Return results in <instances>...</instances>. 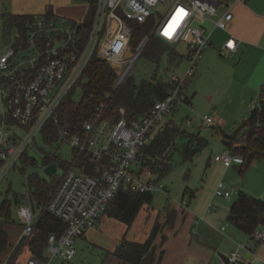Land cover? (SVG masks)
I'll list each match as a JSON object with an SVG mask.
<instances>
[{
    "label": "built area",
    "instance_id": "obj_1",
    "mask_svg": "<svg viewBox=\"0 0 264 264\" xmlns=\"http://www.w3.org/2000/svg\"><path fill=\"white\" fill-rule=\"evenodd\" d=\"M233 7L230 0H98L97 12L89 24L86 17L78 20L46 10L29 14L23 23L11 24V33L0 37V187L22 155L34 148L33 144L46 145L42 132L51 123L59 132L57 143L65 140L74 151L71 166L63 171L46 206L68 226L60 235L50 233L45 258L31 256L25 264L73 259L77 239L99 225L107 205L121 190L168 193L157 172L143 170L139 155L155 132L172 125L169 115L181 103H191L190 81L200 60L215 47L212 32L219 29L228 33L223 55L237 52L241 39L229 31L228 21ZM136 24L147 27L148 32L134 46ZM151 36L174 46L181 41L187 43L186 66L169 67L166 78L158 77L170 85L165 97L132 119L124 106L117 115L108 112L113 93L107 92L95 113L82 122L80 129L72 131L61 113L68 101L83 91L80 83L93 55L107 60L116 70V91ZM259 96L251 111L264 116V83ZM202 121L212 125L214 117L205 115ZM214 157L226 167L234 161L229 151ZM216 187V195H232L222 182ZM187 202L183 200L182 206ZM17 209L23 226L21 239H27L39 213L28 202ZM256 239H264L263 226L249 236L250 241ZM247 245L239 244L231 260L241 257ZM10 257H0V264H11Z\"/></svg>",
    "mask_w": 264,
    "mask_h": 264
},
{
    "label": "trees",
    "instance_id": "obj_2",
    "mask_svg": "<svg viewBox=\"0 0 264 264\" xmlns=\"http://www.w3.org/2000/svg\"><path fill=\"white\" fill-rule=\"evenodd\" d=\"M89 4L88 14L86 16L87 23H91L96 14L98 0H80ZM48 12L53 13L51 8ZM29 15V14H28ZM26 14H6V20L10 23H23L28 17ZM148 32L147 27L136 24L133 34V45L136 46L141 38ZM168 43L155 36L150 37V41L143 51L141 57L157 65L154 78L159 73L158 68L165 56L163 45ZM140 57V58H141ZM181 54L174 48L171 53V61L178 59L177 65L182 60ZM176 65V66H177ZM117 72L107 60L100 59L93 55L85 74L81 80L82 95L76 99H71L66 104L65 110L61 113L64 122L74 131L81 128L82 122L90 117L96 111V106L101 102L102 97L107 93H113L110 99L108 112L117 115L116 108L124 106L126 115L129 118L136 119L146 112L159 99L165 97L170 89V85L163 80L153 81L148 79L137 80L133 74H130L121 87L114 91V83L117 79ZM188 101H191L190 99ZM234 132L222 131V142H224L227 150L243 159L240 172L244 174L246 168L260 158H264V116L258 111H251L250 115L243 119ZM43 140L45 146L35 144L43 160V167L56 163L63 171L71 166V162L66 160L60 161L58 153L48 150V146L57 143L59 132L51 123L43 130ZM187 136V133L178 128L174 122L172 125L164 126L152 135L150 142L143 148L139 155L142 162L143 170L149 169L159 174V178L163 179L171 170V158L167 159V154L172 148L177 147L176 138ZM207 145L206 140L198 137L192 138L183 146L182 153L185 158L192 157L197 154L200 149ZM41 152L43 154H41ZM27 163L39 164L35 158L26 151L22 157ZM63 174V173H62ZM62 174L56 176L54 173L48 179L42 178L38 173L28 175L30 189L23 195L13 193L12 199H5L1 207L0 218V253L6 251L10 244L7 232V223L11 218L12 206H19L21 203L28 202L32 208L38 211L39 215L36 221L35 229L32 235L20 241L12 253L10 258L11 264H25L31 256H39L45 258V249L48 244V236L50 233L60 235L68 226L54 213L49 211L46 206L57 186L62 180ZM188 191V188L186 192ZM9 190H7V193ZM25 197V199H23ZM154 199V194L150 192L124 190L120 191L107 205L105 214L112 216L119 221L126 222L131 226L140 209L144 204H150ZM175 210L167 212L166 224L172 225L175 221ZM229 222L233 223L240 230L250 236L254 230L264 227V198L255 197L244 190H239L237 198L233 201L228 214ZM161 222L156 221L149 238L145 241H130L127 238L116 247L114 254L124 262L132 264H158L162 254L157 256V246L155 245L157 234L161 229ZM14 256L16 258H14ZM158 258V260H157ZM264 264V263H263Z\"/></svg>",
    "mask_w": 264,
    "mask_h": 264
},
{
    "label": "rangeland",
    "instance_id": "obj_3",
    "mask_svg": "<svg viewBox=\"0 0 264 264\" xmlns=\"http://www.w3.org/2000/svg\"><path fill=\"white\" fill-rule=\"evenodd\" d=\"M233 1L230 0L231 3ZM47 6H52L56 14L67 15L78 20L87 16L89 8V4L80 0H0V37H7L13 29L6 20V14H43V10ZM219 33L220 31L216 30L212 34V39L215 42L220 40ZM163 48L165 49V56L159 65L157 78H154L157 65L144 57L136 61L130 74H133L138 81L142 79L150 80L151 78L158 81L161 79L158 78L161 75L166 78L167 68L174 67L178 63V59L170 62L174 48L183 56L179 68L186 66V42L181 41L176 46L166 43ZM197 68L198 73L191 79L188 89L191 103H181L168 117L178 128L185 131L187 136L183 138L178 136L176 138L177 147L169 150L167 154V159L171 158L172 166L168 175L162 181L169 192L167 194L162 192L155 193L152 202L147 204L156 209V212L160 211L163 213L170 204L172 206L179 205L180 207L183 200L189 201V192L186 194L187 188L195 190L200 196L208 193V188L206 187L208 184L210 186V183L214 181L216 182L213 193L214 198L215 196L216 198H223L215 195L216 186L219 182L228 187V190H232L231 196L234 195V199L237 198L239 190L247 191L258 198H264V158L253 161L242 174L239 171L243 163L241 157L232 154L234 161L229 169H224V164L215 161L214 157L227 149L222 142V131L227 133L234 132L242 120L247 118L251 110L257 106L255 100L260 99L261 87H256V85L264 76V40L258 43L257 47L251 49L248 55L244 58L240 57V59L229 53L223 55L217 51L212 52L201 59ZM117 78L119 77L117 76ZM81 91H79L80 93L78 92L79 96L82 95ZM205 115L214 117L212 125L203 123L202 120ZM198 136L206 140L207 145L192 157L185 158L182 153L183 146L192 138ZM33 147L38 151L39 148L34 144ZM47 148L52 152L56 151L60 161L66 160L70 162L73 159V148L65 140H62L60 144L48 146ZM41 154L43 153L41 152ZM33 173H38L45 179L51 176L46 175L42 165L30 164L20 158L16 169L10 172L8 178L3 181L0 187V218L4 200L6 198L12 199L15 192L20 195L25 194L30 189L28 175ZM62 173L63 168L59 167L56 176H60ZM204 188L206 189L205 191ZM7 190H9L8 193ZM11 209L12 214L6 229L12 246L9 245L6 251L0 253V257L3 260L10 256L12 258V253H14L12 247L25 240L21 239L23 226L19 222L17 206L14 204ZM219 236L218 233L212 232L211 236H207V238L213 237L216 239ZM84 252L81 249L75 256L76 258L74 257L76 260L82 259L81 264L100 262L101 252L93 246L90 245ZM44 253L47 254L46 251ZM14 258L16 257L14 256ZM56 260L52 261L55 262Z\"/></svg>",
    "mask_w": 264,
    "mask_h": 264
},
{
    "label": "crops",
    "instance_id": "obj_4",
    "mask_svg": "<svg viewBox=\"0 0 264 264\" xmlns=\"http://www.w3.org/2000/svg\"><path fill=\"white\" fill-rule=\"evenodd\" d=\"M232 4L234 7L228 17L229 31L233 36L241 39V42L237 52L230 53V55L240 59L248 55L251 49L264 40V0L233 1ZM48 8L54 12L52 6H47L43 11ZM219 31L220 40L217 42L213 40L215 47H211L204 57L215 51L222 54L221 50L228 38V33ZM263 82L264 76L258 81L256 87H261ZM226 151L228 152L227 149L223 152ZM224 167V169H229V167ZM215 185V181L210 183V186L208 184L206 187L208 193L201 196L189 188L186 194L189 192L190 199L185 207L182 204L180 207L170 204L163 213L156 212V209L144 204L131 226L104 213L97 227L87 230L77 239V254L81 249L84 252L91 245L101 252V256L100 262L90 264H132L122 261L114 254V250L126 238L130 241H145L149 238L156 221H160L162 226L155 241L158 258L162 254L158 264H223L216 259L218 250L231 255L239 248V244L246 242L248 245L242 249L243 255L250 251L256 259L264 263V239L250 241L247 233L229 222L227 216L236 198H233L234 195L230 198L224 196L214 198ZM170 210L176 212L172 225L166 224L167 212ZM212 232L220 236L216 239L207 238ZM75 258L68 261L57 259L55 262L51 261L50 264H81L82 259L76 260Z\"/></svg>",
    "mask_w": 264,
    "mask_h": 264
},
{
    "label": "water",
    "instance_id": "obj_5",
    "mask_svg": "<svg viewBox=\"0 0 264 264\" xmlns=\"http://www.w3.org/2000/svg\"><path fill=\"white\" fill-rule=\"evenodd\" d=\"M29 155L32 158H35L40 165H43L41 155L34 148L29 150ZM44 170L46 175H52L58 171V165L56 163L49 164L44 168ZM241 254V257L231 260L230 254H226L223 251L218 250L216 259L223 264H261V261L256 259L250 251H248L245 255H243V253Z\"/></svg>",
    "mask_w": 264,
    "mask_h": 264
}]
</instances>
